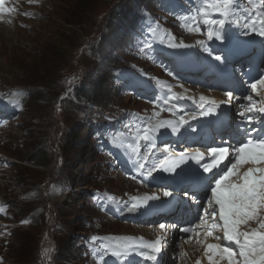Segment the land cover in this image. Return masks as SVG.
Segmentation results:
<instances>
[{
	"label": "rangeland",
	"instance_id": "obj_1",
	"mask_svg": "<svg viewBox=\"0 0 264 264\" xmlns=\"http://www.w3.org/2000/svg\"><path fill=\"white\" fill-rule=\"evenodd\" d=\"M138 1L46 0L38 8L40 15L28 21L26 28L19 26L25 20L19 9L10 2L5 6L13 11L5 12L8 24L0 25V89L8 90L13 97L31 90L19 118L4 130L0 140V151L12 162L0 180V196L10 207L12 215L7 221L13 228L9 243L0 247L5 264H42L46 250L55 264H80V260L92 264L89 251L81 247L79 234L132 232L107 222L98 209L86 204L93 188L119 192L118 184L125 181L107 175L105 159L96 150L90 126L93 115L96 118V102L87 104L75 97L67 83L72 77H83L90 84L89 96H94L97 85L101 87L104 82L107 92L100 89L98 98L105 103L112 102L118 110L145 109L121 95L113 86L111 71L104 70L113 56V61L136 66L142 73L157 72L149 59L158 50L159 36H144L143 32L156 15L139 10ZM146 3L158 8L155 2ZM111 17L118 20L114 28L106 23ZM163 18V14L157 17L159 22ZM168 21L175 23L164 19L163 24ZM101 26L105 30L98 51L103 50L98 54L89 47L80 48L91 35L100 34ZM199 29L203 33V28ZM128 51H132V58L126 55L131 60H124ZM100 73L105 74V80L99 78ZM59 138L58 148L54 142ZM38 149L46 153V165L34 159ZM64 185L70 187L67 195L63 194ZM93 218L98 220L93 222ZM56 249L57 256L53 253Z\"/></svg>",
	"mask_w": 264,
	"mask_h": 264
},
{
	"label": "snow or ice",
	"instance_id": "obj_2",
	"mask_svg": "<svg viewBox=\"0 0 264 264\" xmlns=\"http://www.w3.org/2000/svg\"><path fill=\"white\" fill-rule=\"evenodd\" d=\"M5 0H0V13L12 12L13 9L6 8L4 6ZM238 7V4L235 5ZM212 9L219 13L222 17L220 19L208 18L207 9ZM234 0H210L206 4L205 9L201 13L206 18L204 23L210 26L208 36L209 39L214 35L211 30V26H219L223 28L229 16L233 14ZM238 22V21H237ZM264 23V21H262ZM191 31H199V27L190 28ZM260 35L264 36V30L260 31ZM174 39V38H173ZM170 47H187L186 45L170 44ZM219 60L220 58L217 57ZM259 86H264V79H259L251 85L254 92H257ZM182 87V85H181ZM170 91V89H169ZM17 96L23 95V93H16ZM228 96V102L232 99V93L226 94ZM249 101H252V97H247ZM201 97V100H204ZM167 104V101H165ZM215 106L216 102H212ZM254 105H250L247 111H253ZM211 111V109L209 110ZM259 112H264V107L257 109ZM207 114V113H205ZM159 116V112L155 113ZM195 119V117H193ZM181 123H186L182 116L180 118ZM165 123L161 122L155 125L147 124L142 134L137 138V144L140 140L145 142L151 141L150 133L156 131L162 127ZM172 131H178V127H172ZM150 147H155L150 143ZM129 148L133 153L137 152V148L129 145ZM212 157L211 162L204 163L202 165L205 173H212L213 169H218L216 173H213L212 180L214 186H210L208 189L211 193L207 199L208 207L204 209V218L201 219L202 225H207L206 235L204 240H198V243H205L207 237H212L214 230L219 229L223 233V238L230 242V246L221 247L219 244L207 243L205 247V255L209 260V264H220V260H227L228 264H264V137L248 138L238 147L235 148L233 158L229 161V164L225 165L223 169L219 166L222 161L228 159L229 148L220 147L212 148L210 150ZM204 154L197 150L196 154L191 159L196 160L198 163L203 159ZM185 161V157L182 155L179 161L171 165L162 163L160 167L167 172H175L179 163ZM245 165H252L246 170L241 171ZM140 167H143L141 164ZM155 169H150L148 175L151 176ZM218 177V178H217ZM165 196H171V192H165ZM195 199V197H192ZM158 196H146L143 198L132 197V203L129 207V211H135L141 204H146L148 200H158ZM211 209V211H209ZM3 209L0 208V211ZM212 217V223L208 224L207 217ZM219 218V222L216 218ZM255 221L257 227L249 228L251 222ZM27 221H25L26 223ZM166 227L175 228L176 225L166 226L165 224H159L161 231L166 230ZM196 227H185L182 229L185 233L195 232ZM247 229V230H246ZM198 234V233H197ZM219 240V235L214 237ZM97 239L93 237V240ZM161 239H157L153 243H146L143 245L144 249H150L149 251L141 250L139 254L146 260L155 261L157 253L160 252ZM131 247L130 244H125L122 249H117L112 252L113 256L119 257L127 252ZM45 255H48L47 250ZM214 256H219V259H214ZM200 264V261H197Z\"/></svg>",
	"mask_w": 264,
	"mask_h": 264
},
{
	"label": "trees",
	"instance_id": "obj_3",
	"mask_svg": "<svg viewBox=\"0 0 264 264\" xmlns=\"http://www.w3.org/2000/svg\"><path fill=\"white\" fill-rule=\"evenodd\" d=\"M100 89H101V87L97 85L96 91L101 92V91H99ZM86 90H87L86 88L81 89L82 93H84V94L86 93ZM104 92H105V90L103 91V93ZM45 154L46 153H44L42 149H38V150H35V152L33 153V157L38 163H40V165H46ZM19 159L24 160V157H19ZM65 257H66V255H65Z\"/></svg>",
	"mask_w": 264,
	"mask_h": 264
},
{
	"label": "bare ground",
	"instance_id": "obj_4",
	"mask_svg": "<svg viewBox=\"0 0 264 264\" xmlns=\"http://www.w3.org/2000/svg\"><path fill=\"white\" fill-rule=\"evenodd\" d=\"M207 12H208V14L210 15V11L209 10H207ZM192 35V34H191ZM164 90H167L165 87L163 88ZM193 94H195L196 92H193V91H191ZM131 242H133V243H138L139 242V240L138 239H131Z\"/></svg>",
	"mask_w": 264,
	"mask_h": 264
}]
</instances>
